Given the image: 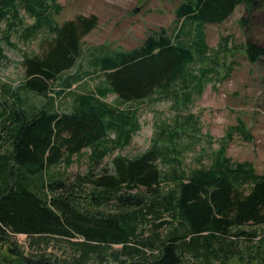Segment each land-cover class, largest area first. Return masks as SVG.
I'll list each match as a JSON object with an SVG mask.
<instances>
[{"label": "trees", "instance_id": "obj_1", "mask_svg": "<svg viewBox=\"0 0 264 264\" xmlns=\"http://www.w3.org/2000/svg\"><path fill=\"white\" fill-rule=\"evenodd\" d=\"M252 3L184 0L175 7L181 26L174 36L161 28L124 50L82 47L98 25L94 14L60 24L58 0H0V69L2 44H17L12 33L24 43L40 39L42 50L24 53L22 81L7 87L11 99L0 100V243L8 244L0 264H264V172L224 155L230 133L207 167H182L179 128L169 129L170 147L156 138L140 155L117 153L104 164L139 130L132 103L180 96L186 106L201 93L211 69L195 73L194 64L218 52L206 44L203 26L223 23L238 4L247 14ZM228 40L220 51L232 49ZM244 52L255 62L264 48L247 42ZM94 76L93 89L74 88ZM109 94L127 107L111 104ZM60 97L67 101L58 106ZM194 117L176 125H195ZM85 149L89 166L71 179L73 156ZM17 234L28 238L27 249L13 240ZM51 239L71 254L49 250Z\"/></svg>", "mask_w": 264, "mask_h": 264}, {"label": "rangeland", "instance_id": "obj_2", "mask_svg": "<svg viewBox=\"0 0 264 264\" xmlns=\"http://www.w3.org/2000/svg\"><path fill=\"white\" fill-rule=\"evenodd\" d=\"M182 1L184 0H58L61 13L56 14L54 19L61 24L78 15L86 17L94 14L97 16L98 25L83 38L82 47L89 49L91 46L105 45L111 49L125 50L137 47L153 31L161 28L174 36L176 29L181 26V21L176 20L174 15L175 7ZM252 1L254 9L249 13L245 12V4H238L235 12L223 23L203 26L206 44L218 52H214L204 62L194 64L195 73L201 67L211 69L206 76L208 82L204 83L201 93L194 92L186 106L183 104V97L170 96L162 99L157 95L130 104L138 111L139 130L128 147L116 150L104 158L105 165H111V158L117 153L127 158L140 155L150 148L156 138L159 145L170 147L169 129L176 131L179 128L180 136L175 138V144L184 169L192 170L210 165L222 144L221 139L227 138L230 133L224 155L235 162H250L257 173L264 172V55L259 56L255 62H250L244 52L247 42L264 48V0ZM242 17H247L246 24H240ZM26 21L30 23L32 20L26 18ZM1 25L5 27L4 23ZM224 37H229L228 45L233 46L230 50L220 51L219 46L224 43ZM11 39L17 43L15 47L2 44L7 57L0 69V100L11 99L9 92H5L9 89L7 87L11 88L10 91L17 89L22 81L24 68L20 61L24 53L42 51L39 46L40 39L24 43L14 33ZM3 83L6 88L2 86ZM98 83V76H94L74 88L93 89ZM56 100L60 106L65 104L67 98L60 97ZM107 100L117 106L128 105H121L118 97L112 94L107 96ZM29 101L40 102L36 96H30ZM190 113L198 120L195 125L190 123L188 127L181 122L179 126L176 125L177 119L185 121L186 115ZM240 126L245 132H238L237 128ZM233 128L236 130L233 131ZM1 148L4 149L2 146ZM88 152L89 149H85L79 157L73 156L74 163L68 168L71 179L87 170ZM172 156L171 152L166 153L167 158ZM159 165L167 168V164L162 161ZM13 240L19 246L28 248V238L24 234L13 236ZM251 241L257 245L260 242L259 236ZM7 247L8 244L0 243V251L6 256ZM112 247L116 250L122 248L116 244ZM47 248L57 253L72 252V248L64 242L55 243L52 239ZM233 264H240L239 260Z\"/></svg>", "mask_w": 264, "mask_h": 264}]
</instances>
